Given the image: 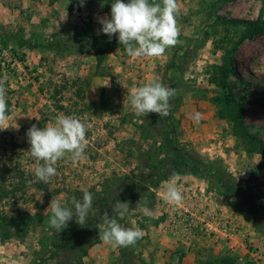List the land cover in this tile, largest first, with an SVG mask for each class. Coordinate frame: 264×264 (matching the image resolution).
I'll use <instances>...</instances> for the list:
<instances>
[{
	"label": "rangeland",
	"instance_id": "374dc122",
	"mask_svg": "<svg viewBox=\"0 0 264 264\" xmlns=\"http://www.w3.org/2000/svg\"><path fill=\"white\" fill-rule=\"evenodd\" d=\"M113 2L85 0L79 6V0H0V78L7 81V124L11 125L1 131V146L9 148L12 158L37 181L27 130L33 124L40 128L54 124L60 114L88 125L85 158L58 161L57 174L49 183L28 185L17 197L4 201V209L12 214L19 208L48 214L52 198L66 204L69 193L77 189L92 190L93 195L105 184H112L113 173L138 177L143 169L139 149L160 144V137L149 134L148 129L154 132L148 117L134 114L129 94L160 81L174 86L176 93L168 115L173 123L168 127L171 134L188 153L197 154L203 164H209L206 169L214 174L203 178L191 173L179 175L178 184L184 182L183 188L187 185L188 190L182 191L186 196L181 204H170L172 211L168 214H181V232L160 254L168 264H264V232L260 228L264 217L259 223L252 221L243 195L218 191L215 173L220 169L231 173L235 184L261 211L257 215L264 216V152L249 150L238 136L236 124L240 121L264 141V31L244 38L245 26L219 19L264 20V0H178L179 43L160 57L143 58H130L119 44L118 34L109 39L100 31L98 21L105 16L111 18ZM91 35L102 41L99 51L90 42L79 51L78 42ZM19 36L36 46L18 42ZM6 40L7 45L3 43ZM221 78L231 90L232 105L225 100L227 90L214 82ZM197 112L202 115L199 122L193 118ZM129 149L133 155L128 154ZM119 182L115 190L122 186ZM162 187L155 191L160 193ZM160 197L158 194L161 202ZM143 199L129 204L131 211L120 222L141 228L143 238L127 250L101 240L89 249L83 264H150L158 260L148 249L157 241L154 231L165 217L157 216L160 203L156 199L153 207H147L150 214L145 215L146 206L138 205ZM151 201L146 198V202ZM197 208L202 210V217L188 234L184 222L200 217L194 211ZM213 217L237 227L236 250H230L219 236L199 230L203 218ZM38 237V232L24 239L8 237L0 229V264H32Z\"/></svg>",
	"mask_w": 264,
	"mask_h": 264
},
{
	"label": "trees",
	"instance_id": "16d2710c",
	"mask_svg": "<svg viewBox=\"0 0 264 264\" xmlns=\"http://www.w3.org/2000/svg\"><path fill=\"white\" fill-rule=\"evenodd\" d=\"M219 19L225 24L245 26L246 33L244 38L253 37L264 31L263 19H228L223 16H219ZM18 38V42H22L28 47L36 46L32 45L31 41L20 39V36ZM87 42H90L91 45L93 44V47L99 51L102 41L96 35L83 37V40L78 42L79 51L85 49V47H82ZM3 43L7 45L8 41H3ZM59 43L62 46H68L66 41H60ZM214 82H217L218 85L227 90L225 100L228 105H232L231 90L225 78ZM147 117L146 120H149V126L154 133H151L149 129L148 132L150 135L152 134L151 137L153 138L154 136H159L160 144L154 143L149 149H139V161L143 162L140 165V168H143L140 169V175L135 179H130L129 176H119L117 173H113L112 177H110L111 185L103 184L102 191H93L92 210L87 217L86 223L81 226L74 217L69 222L68 227L61 232L49 227L48 220L51 213H32L19 208L12 214L4 209V201L17 197L18 193L25 191L28 185L41 186V182L36 183L37 181H34L32 176L28 175L19 163L12 158V154L8 152L9 148H5V145L1 146V141L4 139H1V137L4 132L0 131V229L4 231L6 236H14L19 239H24L32 232L39 233L38 249L34 251L32 264H50L51 262H55V264H83L89 249L101 241L99 228L103 227L104 212L108 211L109 215H114V213H111V209L118 200L128 202L131 205L138 198L144 197L145 200H140L138 205L153 207L158 201V193L155 189L162 187L164 182L169 180L174 174L179 176L191 173L196 177L202 178L214 175L211 170L206 169L209 168V164H203V160L197 154L188 153L185 147L178 142V138L171 134V129L168 127H172L173 123L169 121V116L160 117L156 113H150ZM236 124L239 126H237V134L244 139V145L249 150L264 152V141L250 133L240 121H237ZM149 134L148 136H150ZM128 154L133 155L134 152L129 149ZM215 173L218 174V191L223 193L232 191L243 195L247 199V204L250 208V219L259 223V220H262L264 216L260 217L261 215H257V212L261 213V211H258L247 192L235 184L231 173L221 169ZM120 180L123 184L120 189L115 190L121 184ZM82 196V189L72 190L67 197L68 203L66 204L70 205L73 197L82 199ZM146 198L152 201L146 202ZM260 228L264 232V224ZM121 250H127V247H122Z\"/></svg>",
	"mask_w": 264,
	"mask_h": 264
},
{
	"label": "clouds",
	"instance_id": "9594fccd",
	"mask_svg": "<svg viewBox=\"0 0 264 264\" xmlns=\"http://www.w3.org/2000/svg\"><path fill=\"white\" fill-rule=\"evenodd\" d=\"M84 2L85 0H79V6H83ZM179 15L178 0H129L127 3L124 0H114L111 3V18L105 16L98 22L102 25L100 31L109 39L118 34L117 40L124 46L130 58L160 57L167 49L179 43ZM6 83V79L0 78V131L11 126L7 124L10 110L6 102ZM175 94V89L154 80L132 91L129 101L137 117H147L150 113L166 117L170 114V101ZM193 118L199 122L202 115L197 112ZM87 131L88 125L85 121L64 114L58 115L54 124H47L43 128L33 124L27 130L26 136L30 144L28 152L36 161V180L49 183L57 174V162L62 159L68 158L73 162L84 159ZM178 180V174H174L164 182V199L173 206L183 201ZM93 199L92 193L87 189L83 190L82 199L73 197L70 205L52 198L48 206L51 209L49 227L61 232L74 217L79 225H84L92 210ZM130 211L128 202L118 200L111 209L114 215L104 212L103 227L99 228V237L104 243L114 247H130L143 238L144 232L141 228L135 225L126 227L119 222ZM143 211L145 215L150 214L147 207Z\"/></svg>",
	"mask_w": 264,
	"mask_h": 264
},
{
	"label": "crops",
	"instance_id": "0c3cea01",
	"mask_svg": "<svg viewBox=\"0 0 264 264\" xmlns=\"http://www.w3.org/2000/svg\"><path fill=\"white\" fill-rule=\"evenodd\" d=\"M184 184H185L184 182H182V183L180 182L178 184L181 192L188 188L187 185H185L186 188H183ZM164 191H165V189H164V187H162L160 193H158L161 196L160 197L161 202L158 201V203H160L161 205L158 204V208H157L158 212L157 211L156 212H157V216L158 215H161V216L164 215L165 218H164V220L163 219L160 220L159 226L156 227V230L154 231V236L156 237L157 241L156 242L154 241L155 242L154 245H152L148 249V252H152V254L158 258V260L162 259V261H158V260H156L155 262L151 261L152 264H168L166 261V258L163 255H161L160 253L161 252L163 253L164 249L168 247L169 241L171 239H173L175 234L178 235L181 232V229L179 228L178 223L181 220L183 221L182 217H179V215H181L180 213L174 212V213L168 214V210H170L171 208H170V204L166 203L164 198H162V195H164ZM161 192H163V194ZM182 195L185 198L186 195H184L183 192H182ZM187 195H188V192H187ZM191 198H193V197H191ZM162 199H163V201H162ZM180 208L185 209L183 207H180ZM150 209H153V208H150ZM170 211H172V209ZM194 211H196L198 216H200V217H196L192 221L187 220L184 222V225H185L184 229L186 230V232L188 234L190 233V231H194L192 228V225L196 224L197 222H200L199 218L202 217V214L200 213V211H202V210L197 208V209H194ZM195 216H196V214H195ZM156 232L158 233V235H156ZM151 262H150V264H151Z\"/></svg>",
	"mask_w": 264,
	"mask_h": 264
},
{
	"label": "built area",
	"instance_id": "2783aa9c",
	"mask_svg": "<svg viewBox=\"0 0 264 264\" xmlns=\"http://www.w3.org/2000/svg\"><path fill=\"white\" fill-rule=\"evenodd\" d=\"M199 230L203 234L209 236L216 235L224 239L228 244L230 250L234 251L237 247L236 236L237 227L228 221H223L218 217H213L212 219L203 218L201 225L199 224ZM255 258H260L258 253H253Z\"/></svg>",
	"mask_w": 264,
	"mask_h": 264
}]
</instances>
